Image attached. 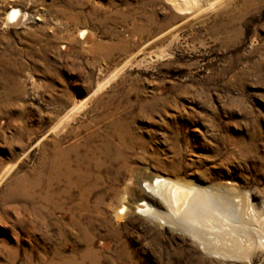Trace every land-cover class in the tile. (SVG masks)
Segmentation results:
<instances>
[{
    "label": "rangeland",
    "instance_id": "1",
    "mask_svg": "<svg viewBox=\"0 0 264 264\" xmlns=\"http://www.w3.org/2000/svg\"><path fill=\"white\" fill-rule=\"evenodd\" d=\"M156 172L239 247L120 214ZM263 222L264 0H0V264H264Z\"/></svg>",
    "mask_w": 264,
    "mask_h": 264
},
{
    "label": "bare ground",
    "instance_id": "2",
    "mask_svg": "<svg viewBox=\"0 0 264 264\" xmlns=\"http://www.w3.org/2000/svg\"><path fill=\"white\" fill-rule=\"evenodd\" d=\"M170 1L176 7H182L194 5L197 0ZM12 14L18 16L19 12L14 10ZM221 188H205L156 172L142 179L143 195L121 205L119 213L149 216L160 225L183 231L206 252L229 251L241 243L239 237L246 212L243 200L238 197L230 199L229 191ZM221 199L228 204L225 205ZM230 236L235 237L234 241L239 244L228 243Z\"/></svg>",
    "mask_w": 264,
    "mask_h": 264
}]
</instances>
